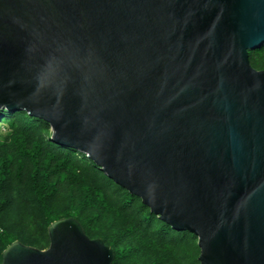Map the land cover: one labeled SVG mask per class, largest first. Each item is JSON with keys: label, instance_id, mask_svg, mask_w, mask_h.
I'll return each mask as SVG.
<instances>
[{"label": "water", "instance_id": "95a60500", "mask_svg": "<svg viewBox=\"0 0 264 264\" xmlns=\"http://www.w3.org/2000/svg\"><path fill=\"white\" fill-rule=\"evenodd\" d=\"M264 0H0V108L46 121L199 264H264ZM0 264H112L72 216Z\"/></svg>", "mask_w": 264, "mask_h": 264}, {"label": "trees", "instance_id": "16d2710c", "mask_svg": "<svg viewBox=\"0 0 264 264\" xmlns=\"http://www.w3.org/2000/svg\"><path fill=\"white\" fill-rule=\"evenodd\" d=\"M264 67V42L249 51ZM49 124L0 108V260L14 239L44 248L47 225L72 216L114 250L112 264H199L196 236L159 219L86 154L50 139Z\"/></svg>", "mask_w": 264, "mask_h": 264}, {"label": "rangeland", "instance_id": "374dc122", "mask_svg": "<svg viewBox=\"0 0 264 264\" xmlns=\"http://www.w3.org/2000/svg\"><path fill=\"white\" fill-rule=\"evenodd\" d=\"M47 247V246H46ZM45 248V247H44ZM199 249V248H198ZM1 261V260H0Z\"/></svg>", "mask_w": 264, "mask_h": 264}]
</instances>
